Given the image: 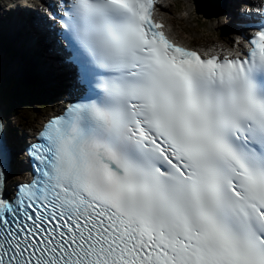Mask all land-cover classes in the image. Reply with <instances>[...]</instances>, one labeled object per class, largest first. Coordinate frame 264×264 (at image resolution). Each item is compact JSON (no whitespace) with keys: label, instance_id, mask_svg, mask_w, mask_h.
<instances>
[{"label":"snow or ice","instance_id":"obj_1","mask_svg":"<svg viewBox=\"0 0 264 264\" xmlns=\"http://www.w3.org/2000/svg\"><path fill=\"white\" fill-rule=\"evenodd\" d=\"M154 3L66 0L87 99L29 146L28 183L0 122V264H264V26L205 58Z\"/></svg>","mask_w":264,"mask_h":264},{"label":"bare ground","instance_id":"obj_2","mask_svg":"<svg viewBox=\"0 0 264 264\" xmlns=\"http://www.w3.org/2000/svg\"><path fill=\"white\" fill-rule=\"evenodd\" d=\"M209 5L214 7L215 2L214 0H209ZM243 5V4H242ZM244 9L246 8L244 5L242 6ZM164 12V10H163ZM162 12V13H163ZM235 17L238 15V12H235ZM226 19V18H225ZM229 21L226 19L225 23ZM231 23V21H230ZM172 23H170L171 25ZM164 28L167 26L166 24H163ZM237 26L239 24L236 23ZM4 28H9V25L3 24ZM163 28V29H164ZM172 32L176 34L178 37L179 34L173 29ZM190 37V36H188ZM181 38V37H180ZM14 44L17 45L19 44L20 40L14 39ZM186 41V40H185ZM21 44H26L25 42H22ZM21 44L19 46H21ZM28 51L30 52L29 54L34 57V60L36 61V65L38 66L40 73L47 74L50 76L56 83L61 82V77L65 79L66 71L63 70L62 65L59 64L58 62V57L57 56H51L48 52L42 53V50L35 44V46L28 48ZM80 66L76 64L74 61L68 63V69H67V78L69 77L70 81V87L72 90H78L81 87L80 84ZM30 105L34 106V102L30 101ZM53 104L48 105L45 109L52 108ZM13 107L11 106V101L6 93V91L2 88H0V110L7 116H9V112ZM36 110V109H35ZM41 112V111H39ZM36 115L34 116L35 118L39 116L38 111L35 113ZM43 114V113H42ZM14 134L16 137L23 139V155L27 157L28 161V169L30 170V174L33 172V166L35 164V161L31 159L30 157V148L29 146L32 144V139L28 138L26 134L22 133L19 129H16L14 131ZM11 146V145H10ZM14 170L15 171H20L21 167L18 165L14 164ZM10 186H15L13 184H9Z\"/></svg>","mask_w":264,"mask_h":264},{"label":"rangeland","instance_id":"obj_3","mask_svg":"<svg viewBox=\"0 0 264 264\" xmlns=\"http://www.w3.org/2000/svg\"><path fill=\"white\" fill-rule=\"evenodd\" d=\"M3 1V0H1ZM174 4H171L167 8V17H169L171 20H173L175 23H178L179 25H182L187 31H190L193 33L199 41L203 42H209L212 41L214 38H218L217 30L219 28V25L221 26H226L227 24H230V21H227L225 23L226 19L219 17L218 18H212V19H206L201 17L200 15L196 14L193 10V5L190 0H170ZM184 9H189L190 15L185 16L183 15V10ZM1 70V68H0ZM25 79L27 78V75L24 74ZM52 102L49 104H39V105H34V106H28L30 109L27 110H22L20 111V115L18 116V119H15L14 117L6 115L7 119L12 118V123L11 127L15 131L16 129H21V128H31L34 127L37 122L44 116V114L47 111H44L45 108L52 104L56 103L55 99L52 98ZM36 109V110H35ZM37 111H44L43 114L33 120L32 116L37 112Z\"/></svg>","mask_w":264,"mask_h":264},{"label":"water","instance_id":"obj_4","mask_svg":"<svg viewBox=\"0 0 264 264\" xmlns=\"http://www.w3.org/2000/svg\"><path fill=\"white\" fill-rule=\"evenodd\" d=\"M216 8H218V7H216ZM217 14H219V13H217V12H216V13H213V14H211V16H213V15H217Z\"/></svg>","mask_w":264,"mask_h":264}]
</instances>
